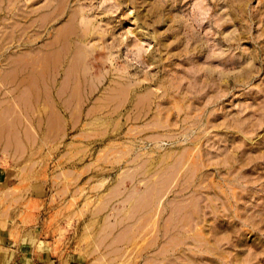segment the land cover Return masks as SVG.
Wrapping results in <instances>:
<instances>
[{
    "label": "rangeland",
    "instance_id": "374dc122",
    "mask_svg": "<svg viewBox=\"0 0 264 264\" xmlns=\"http://www.w3.org/2000/svg\"><path fill=\"white\" fill-rule=\"evenodd\" d=\"M0 173L79 264H264V0H0Z\"/></svg>",
    "mask_w": 264,
    "mask_h": 264
},
{
    "label": "crops",
    "instance_id": "0c3cea01",
    "mask_svg": "<svg viewBox=\"0 0 264 264\" xmlns=\"http://www.w3.org/2000/svg\"><path fill=\"white\" fill-rule=\"evenodd\" d=\"M24 207L17 210L15 215L9 208L4 211L0 192V264H79L78 260L70 255L57 252L53 254L52 250L40 241L33 227L36 217L28 208V204Z\"/></svg>",
    "mask_w": 264,
    "mask_h": 264
}]
</instances>
